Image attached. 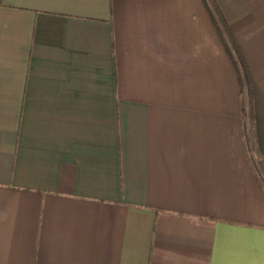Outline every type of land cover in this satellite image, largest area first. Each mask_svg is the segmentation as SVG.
I'll return each instance as SVG.
<instances>
[{
    "label": "crops",
    "instance_id": "0c3cea01",
    "mask_svg": "<svg viewBox=\"0 0 264 264\" xmlns=\"http://www.w3.org/2000/svg\"><path fill=\"white\" fill-rule=\"evenodd\" d=\"M0 0V264H264V0Z\"/></svg>",
    "mask_w": 264,
    "mask_h": 264
},
{
    "label": "trees",
    "instance_id": "16d2710c",
    "mask_svg": "<svg viewBox=\"0 0 264 264\" xmlns=\"http://www.w3.org/2000/svg\"><path fill=\"white\" fill-rule=\"evenodd\" d=\"M203 2L206 5L209 13L214 17L216 28L218 29V32L220 33L226 48L229 50L232 56L236 70L241 75L242 80L245 82L248 89V94L250 96L252 90L250 75L226 20L224 19L216 0H203Z\"/></svg>",
    "mask_w": 264,
    "mask_h": 264
}]
</instances>
